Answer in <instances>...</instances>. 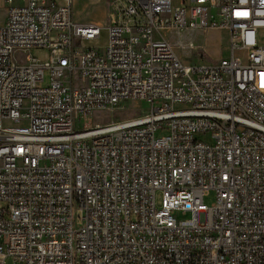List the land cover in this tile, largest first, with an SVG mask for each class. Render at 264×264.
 Returning <instances> with one entry per match:
<instances>
[{
	"label": "built area",
	"instance_id": "built-area-1",
	"mask_svg": "<svg viewBox=\"0 0 264 264\" xmlns=\"http://www.w3.org/2000/svg\"><path fill=\"white\" fill-rule=\"evenodd\" d=\"M0 1V264H264V0H110L104 52L73 0Z\"/></svg>",
	"mask_w": 264,
	"mask_h": 264
},
{
	"label": "rangeland",
	"instance_id": "rangeland-1",
	"mask_svg": "<svg viewBox=\"0 0 264 264\" xmlns=\"http://www.w3.org/2000/svg\"><path fill=\"white\" fill-rule=\"evenodd\" d=\"M174 5L180 3V0H174ZM8 4L0 1V15L5 13ZM73 17L80 22H94L102 26L101 35L93 39H83L81 45L83 47H95L101 52H104L109 43V29L107 28L112 13L115 10L110 0H73L72 4ZM174 40L179 38L189 41L193 40L194 48L192 50H183L184 58L187 62L192 64L217 61L230 55L229 45V32L219 31L218 29H205V30H183L181 35L173 34ZM23 54L38 57L40 60L45 61L48 58V50L46 48H32ZM22 54L17 52L15 58H19ZM49 80V72L45 71V81ZM149 104L143 100L134 102H125L122 109H117L115 112L109 110H95L92 115L86 119L87 124L102 123L105 124L112 120H119L122 118L132 117L138 113H143L149 108ZM77 127H83V122H77ZM166 134V131H158L157 136ZM158 202L160 203L162 194L158 193ZM215 200V193L211 192L206 197L207 204H211ZM5 203L0 201V207ZM178 219L186 218L189 215L176 214ZM8 264H13L12 259H7Z\"/></svg>",
	"mask_w": 264,
	"mask_h": 264
},
{
	"label": "crops",
	"instance_id": "crops-1",
	"mask_svg": "<svg viewBox=\"0 0 264 264\" xmlns=\"http://www.w3.org/2000/svg\"><path fill=\"white\" fill-rule=\"evenodd\" d=\"M219 31H222V30H224V31H228L227 29H224V28H221V29H218Z\"/></svg>",
	"mask_w": 264,
	"mask_h": 264
}]
</instances>
